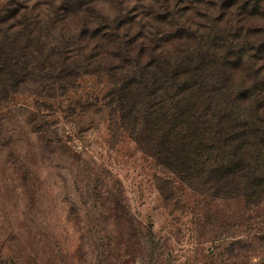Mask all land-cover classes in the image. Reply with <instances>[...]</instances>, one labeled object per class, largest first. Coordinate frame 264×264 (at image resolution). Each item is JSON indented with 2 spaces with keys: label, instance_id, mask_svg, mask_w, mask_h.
<instances>
[{
  "label": "rangeland",
  "instance_id": "obj_1",
  "mask_svg": "<svg viewBox=\"0 0 264 264\" xmlns=\"http://www.w3.org/2000/svg\"><path fill=\"white\" fill-rule=\"evenodd\" d=\"M16 1L0 0V264H264V178L229 191L217 171L223 131L264 109V0L68 16L19 0L12 18ZM25 18L39 42L19 63L1 40Z\"/></svg>",
  "mask_w": 264,
  "mask_h": 264
},
{
  "label": "trees",
  "instance_id": "obj_2",
  "mask_svg": "<svg viewBox=\"0 0 264 264\" xmlns=\"http://www.w3.org/2000/svg\"><path fill=\"white\" fill-rule=\"evenodd\" d=\"M90 2H92V0H58V4L55 5V12H64L67 16L68 14H78V12L81 13L85 10L87 4H90ZM16 4L19 8L16 10L14 9L13 14L11 15L12 18L22 16L18 15L22 6L20 5L21 2L18 0L16 1ZM12 6H14V3ZM19 20L12 27L15 29L10 33L5 32L3 34V39L1 40L8 50L15 54L14 56L17 58V61H19L20 58H23L26 55V52H32L34 44H38L39 37L34 34V28L38 27L37 22L40 23L36 19L32 20L30 18H25L24 21ZM59 21L60 20H58V22ZM79 39H81V36ZM233 54L239 57V52H234ZM2 58H6L5 64L7 65L9 63V57L3 56V47H0V67L2 65ZM29 61L30 60H26L24 64H31ZM170 72V74L166 73V76L168 77L167 79L172 80L175 78L176 74L173 69ZM182 78L183 77L178 76L175 78L174 82L178 83L179 80L181 82ZM255 102L258 105L261 104L258 101ZM261 108H255L253 111L255 116L260 118L258 119V122L254 116H251V122L250 117H248L247 121L250 125L247 130L236 131L234 130V127L229 126L228 129L223 131V138L226 143L225 147H227V151L225 150L226 157L222 160V164L217 171L223 172L220 181L222 180V183L228 186L227 190L229 191L232 190L230 180L232 181L236 177H241L238 175V172L241 170H245L246 173V175L241 177V182L244 184H252L255 186L258 178H264V126L260 124V120L264 122V109L262 111ZM176 146L177 145L174 146V149ZM208 171L210 170H207V172Z\"/></svg>",
  "mask_w": 264,
  "mask_h": 264
}]
</instances>
